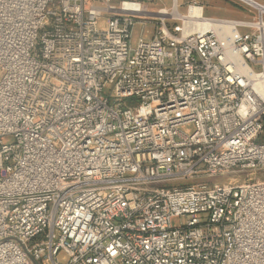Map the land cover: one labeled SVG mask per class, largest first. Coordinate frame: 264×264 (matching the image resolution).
Returning <instances> with one entry per match:
<instances>
[{"label": "built area", "instance_id": "obj_1", "mask_svg": "<svg viewBox=\"0 0 264 264\" xmlns=\"http://www.w3.org/2000/svg\"><path fill=\"white\" fill-rule=\"evenodd\" d=\"M233 1L0 0V264H264V178L169 185L264 170V2Z\"/></svg>", "mask_w": 264, "mask_h": 264}, {"label": "rangeland", "instance_id": "obj_2", "mask_svg": "<svg viewBox=\"0 0 264 264\" xmlns=\"http://www.w3.org/2000/svg\"><path fill=\"white\" fill-rule=\"evenodd\" d=\"M146 1L149 5V8L156 9L160 5H165L170 7L171 1L170 0H143ZM178 10L180 12H185V6L179 5ZM243 11L244 15L240 14L241 17L244 19L247 18L246 14V8L245 7H238L236 8V11L233 13L227 12V13H221L220 11L211 10L210 7H205L204 15H215L216 17L227 16L229 18H233L236 16L234 13H239V11ZM238 11V12H237ZM242 13V12H241ZM238 15V14H237ZM246 17V18H245ZM250 18V17H248ZM147 25H144L142 21H139L136 23L132 29V37L136 39L140 35H146L151 32V25L150 23H146ZM238 31L240 33H244L246 31V28L243 26H238ZM257 69V67H255ZM184 130L192 131V126H186L183 127ZM11 137H6L4 139L5 142L10 141ZM263 179L264 178V170L263 169H246V170H237V169H230L228 171L213 175V176H202V177H193V178H186L184 180L175 182V183H169L176 184V185H190V184H200L204 183L207 186H214V185H221L225 183H240L243 181H249L253 179ZM59 260L64 263L65 259H62V254H59L58 256Z\"/></svg>", "mask_w": 264, "mask_h": 264}, {"label": "crops", "instance_id": "obj_3", "mask_svg": "<svg viewBox=\"0 0 264 264\" xmlns=\"http://www.w3.org/2000/svg\"><path fill=\"white\" fill-rule=\"evenodd\" d=\"M170 1H171V4H172V0H170ZM192 1L193 0H176V3L178 5V7L181 4V5L185 6V8H186V5L188 3H190V2H192ZM258 1L264 2V0H258ZM197 2H199L203 6V12L205 10V7H210L211 10L220 11L223 14L227 13V12L233 13V12L236 11V8H238V7H242L243 8V6L239 5L236 1H233V0H197ZM171 4H170V6H171ZM162 6L168 7V6H165V5H160L158 7H162ZM252 12L253 11L248 10L246 8V14L245 15H247V18L248 17L251 18L253 16ZM223 14L220 17H216L215 15H208V17L228 18V19H234V20H242V19H244L243 17L240 16V14L244 15V12L242 10L239 11V13H234V14H236V16L233 17V18H229L227 16H223Z\"/></svg>", "mask_w": 264, "mask_h": 264}, {"label": "bare ground", "instance_id": "obj_4", "mask_svg": "<svg viewBox=\"0 0 264 264\" xmlns=\"http://www.w3.org/2000/svg\"><path fill=\"white\" fill-rule=\"evenodd\" d=\"M194 13H197L196 11Z\"/></svg>", "mask_w": 264, "mask_h": 264}]
</instances>
